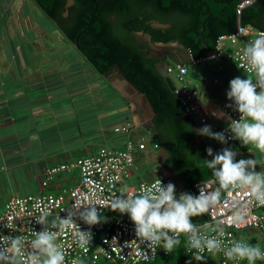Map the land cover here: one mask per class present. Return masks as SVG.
Wrapping results in <instances>:
<instances>
[{
  "label": "crops",
  "instance_id": "1",
  "mask_svg": "<svg viewBox=\"0 0 264 264\" xmlns=\"http://www.w3.org/2000/svg\"><path fill=\"white\" fill-rule=\"evenodd\" d=\"M136 35L148 57L163 56L161 61L155 59L157 69L172 82L165 69L178 63H185L186 67L190 64L189 51L174 42L159 43L166 45L162 49L148 45L145 35ZM231 49L228 42H223L224 52ZM203 62H208L203 73L202 69L195 70L186 83L200 96L201 116L205 117L203 107L208 112H220L221 106L229 103V81L236 76L247 78V74L226 58ZM153 116L149 102L116 71L99 75L32 0H0L2 209L9 196L20 192L57 194L67 190L78 182V171L59 174L42 187L45 170L94 155L100 148L122 149L128 139L145 143L142 152H135L132 170H139L142 164L151 169L147 180L132 179L131 170V184L165 178L174 183L177 194L183 191L177 175L163 165L167 153L151 130ZM126 122L134 126L130 135L114 132ZM220 123L226 126L224 117ZM147 136L151 143L145 139ZM195 141L211 147L204 136L196 134ZM246 147L252 150L251 157L259 161L258 165L264 163V154L252 145Z\"/></svg>",
  "mask_w": 264,
  "mask_h": 264
},
{
  "label": "trees",
  "instance_id": "2",
  "mask_svg": "<svg viewBox=\"0 0 264 264\" xmlns=\"http://www.w3.org/2000/svg\"><path fill=\"white\" fill-rule=\"evenodd\" d=\"M32 1L99 75L117 71L149 102L154 111L151 130L167 153L163 165L177 175L183 191L192 193L196 183L213 179L203 163L211 159L207 145L196 143L197 133L191 130L199 126L185 114L174 83L142 51L144 45L137 44L136 34L150 36L153 43L178 42L193 59L204 58L215 52L218 37L233 33L237 25L264 31V0H253L239 14L241 0H74L66 17V0ZM155 20L169 28H151ZM206 219L204 214L193 217V223ZM184 241L147 264H185L190 258Z\"/></svg>",
  "mask_w": 264,
  "mask_h": 264
},
{
  "label": "clouds",
  "instance_id": "3",
  "mask_svg": "<svg viewBox=\"0 0 264 264\" xmlns=\"http://www.w3.org/2000/svg\"><path fill=\"white\" fill-rule=\"evenodd\" d=\"M242 58L252 75H247V78L234 77L229 81L226 91L229 101L226 107L240 113L239 119H233L221 111L214 115L226 116L228 123L223 131L214 132L211 125L207 124L191 130L221 145L236 140L242 146L252 145L264 154V33L246 42ZM205 151L211 159H203V163L212 171L213 179L209 183L217 185L214 191L207 190L206 185H200L198 194L187 191L177 194L174 183L162 184L159 180L154 192L121 194L104 207L110 206L112 211L127 214L134 224L136 237L141 242L151 243L153 254L161 241L162 248L172 253L181 244L180 236L184 234V245L191 253V259L186 260L185 264H192L193 260L204 262L205 252L213 256L222 252L231 264L244 261L256 264L257 261H264V245L260 243L253 244L245 239L233 238L225 246L222 240L225 230L221 221L213 218L212 222L201 226L193 223V217L201 216L217 205L222 190L230 192L237 188L246 189L258 203L264 204V170H256L259 163L257 159H237L238 153L232 146L223 147L215 153L212 147H207ZM102 204L96 202L87 206H73L66 210L65 217L58 216L50 226L47 212L42 213L35 220L43 227L40 231L31 230L33 238L27 243L22 235H3L0 237V264H18L17 258L21 255L22 264H66L65 251L57 243L58 237L65 229H72L74 244L87 251L93 239L91 226L108 220L103 214ZM76 218L88 225L89 229L82 230ZM71 264H84V261L75 258Z\"/></svg>",
  "mask_w": 264,
  "mask_h": 264
},
{
  "label": "built area",
  "instance_id": "4",
  "mask_svg": "<svg viewBox=\"0 0 264 264\" xmlns=\"http://www.w3.org/2000/svg\"><path fill=\"white\" fill-rule=\"evenodd\" d=\"M252 2L253 0H241L237 6V13L239 14L242 8ZM259 33H264V31L255 30L250 26L237 25L233 33L218 37L214 53L200 59H193L189 54L190 64L196 65L203 61L226 58L244 74L252 75L251 69L242 58L243 51L246 42ZM223 42H228L232 49L224 52ZM165 75L173 78V93L177 96L185 114L193 119L197 125H205L207 120L201 116L200 96L185 81L187 67L180 64L169 66L165 69ZM176 83L179 85H176ZM221 111L230 115L233 119H239L240 117V113L227 108L226 104L221 106ZM224 119L227 127L228 120L226 116H224ZM133 129L132 123L126 122L116 127L114 132L128 136ZM144 149V142L128 139L122 149L100 148L94 155L77 158L46 169L41 180L42 187H46L55 176L75 170L78 171V182L57 194H14L9 196L0 213V237L3 235H22L27 243L33 238L31 230L40 231L42 229L43 226L36 223L35 220L42 213L47 212V222L50 226L51 222L58 216L65 217L67 215L66 210L72 209L73 206H87L90 203L103 202L101 205L102 211L108 220L106 223L91 226L93 239L87 251L78 248L74 244L72 229H65L58 237L57 243H60L65 251L66 264H71L75 258L83 260L84 264H100L101 261L107 264H147L156 260L159 255H169L170 253L162 248V241L156 245L157 249L153 254L151 243L141 242L136 237L134 224L127 214L112 211L110 206L104 207L105 204H110L121 194L139 195L145 191L154 192L155 185L159 180L162 184L169 183L165 178H157L149 182L128 185L130 171L135 166V152H142ZM209 181L196 183L193 186L192 193L198 194L200 185H206L207 190L214 191L217 185L209 183ZM97 207L99 208V206ZM204 215L207 217L206 221L196 225L201 226L212 222L213 218L221 221L225 230V236L222 238L225 246L233 238L243 239L238 236L240 231L256 229L264 232V204L258 203L246 189L237 188L230 192L223 190L217 205ZM76 219L82 230L89 229L88 225H85L78 218ZM181 238L186 240L184 234H181ZM186 253L191 259V253L187 248ZM204 255L206 259L200 263L216 261L217 264H231L222 252L215 256L207 252ZM17 259L18 263L22 264L23 255ZM242 263L247 264V261ZM256 264H264V261H257Z\"/></svg>",
  "mask_w": 264,
  "mask_h": 264
},
{
  "label": "rangeland",
  "instance_id": "5",
  "mask_svg": "<svg viewBox=\"0 0 264 264\" xmlns=\"http://www.w3.org/2000/svg\"><path fill=\"white\" fill-rule=\"evenodd\" d=\"M207 63L208 62H200L197 65L188 64L187 69L189 71H188V75L185 78V81H186L187 77H189V78L191 77V75L193 74V72L195 70L196 71H199L200 69H202L201 70L202 71L201 73H203V67ZM176 85H179V84L176 83ZM203 108H204V113L206 115L205 117L208 120L207 125H211V128H212V130L214 132L220 131L222 128L226 127L225 125H221V123H220V122H222V117H218L216 115H215L216 116V119H214V117H213L214 116V113H218L219 111H217L216 109H211L210 112H208L205 107H203ZM198 126L200 128V127H202L204 125H198ZM145 139L147 141L149 139V142L150 143L152 142V140L150 139L149 136H147ZM204 139H205V142H207L212 148H218L219 150H221L223 147H226V146H232L234 148V150H236L237 153H238L237 154V159H241V158H245L246 159V158H249V157L252 156V153H253L252 150L249 149V148H247L246 146L239 145L238 144L239 142L233 144L232 142L229 141L228 142V145H221L218 141H216L214 139H211V138H208V137H205V136H204ZM263 167H264V163L263 164H260V165H257L256 166V170L257 171L263 170ZM133 170H132V174H131L132 175V179H137L138 178V179H146L147 180L146 175L151 172L150 167L148 165H145V164H142L141 165V168H139V170H136L135 172ZM127 183H128V185H131L130 180H128ZM24 194L37 195L38 193L34 192L33 190H30L28 192H20V195H24ZM1 210H2V208L0 206V211ZM238 236L240 238H243V239L249 241L250 243H253V244L260 243V244L264 245V232L261 233L259 231H255V230H244V231H240V233L238 234ZM99 263L100 264H107V263H105L103 261H101ZM206 264H217V262L216 261H210V263H206Z\"/></svg>",
  "mask_w": 264,
  "mask_h": 264
},
{
  "label": "water",
  "instance_id": "6",
  "mask_svg": "<svg viewBox=\"0 0 264 264\" xmlns=\"http://www.w3.org/2000/svg\"><path fill=\"white\" fill-rule=\"evenodd\" d=\"M73 3H74V0H66V3H65V11L63 12V14H62V16L63 17H66L67 16V14H68V12H67V10H68V8L69 7H71L72 5H73ZM150 25H151V28H153V29H158V30H166V29H168L169 28V25L168 24H162V23H160L159 21H157V20H155V21H152L151 23H150ZM142 34V33H141ZM145 38H146V40H147V43H148V45H157V46H159V48H162V49H164L165 47H166V45H161V44H159V43H152L151 42V38H150V36H148V35H145ZM174 44L176 45V46H178V47H180L181 49H185L181 44H179L178 42H174ZM145 54H146V51L144 50L143 51ZM155 59L157 60V61H161L162 59H163V56L161 55L160 57H155ZM178 64H181V65H184L185 63H178ZM116 74L118 75V76H120V74L116 71ZM126 81V80H125ZM129 85H131L128 81H126ZM132 86V85H131ZM133 87V86H132ZM134 88V87H133ZM135 89V88H134ZM136 90V89H135ZM137 91V90H136ZM153 115H154V111H153Z\"/></svg>",
  "mask_w": 264,
  "mask_h": 264
},
{
  "label": "flooded vegetation",
  "instance_id": "7",
  "mask_svg": "<svg viewBox=\"0 0 264 264\" xmlns=\"http://www.w3.org/2000/svg\"><path fill=\"white\" fill-rule=\"evenodd\" d=\"M112 19H114V17H112ZM136 39H137V44L139 45V39L137 35H136Z\"/></svg>",
  "mask_w": 264,
  "mask_h": 264
}]
</instances>
